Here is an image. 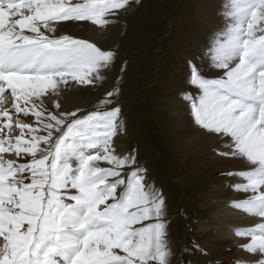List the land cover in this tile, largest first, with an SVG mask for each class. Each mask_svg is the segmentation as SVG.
Wrapping results in <instances>:
<instances>
[{"label": "snow or ice", "instance_id": "snow-or-ice-1", "mask_svg": "<svg viewBox=\"0 0 264 264\" xmlns=\"http://www.w3.org/2000/svg\"><path fill=\"white\" fill-rule=\"evenodd\" d=\"M130 3L0 0V264H169L163 194L134 150L117 152L114 92L90 112L61 104L103 83L116 55L67 23L104 35ZM217 15L180 95L197 133L239 165L222 174L242 180L230 187L244 198L227 206L259 218L231 230L247 255L230 264H264V0H225Z\"/></svg>", "mask_w": 264, "mask_h": 264}, {"label": "rangeland", "instance_id": "rangeland-1", "mask_svg": "<svg viewBox=\"0 0 264 264\" xmlns=\"http://www.w3.org/2000/svg\"><path fill=\"white\" fill-rule=\"evenodd\" d=\"M203 1L219 0H131L130 6L117 10L107 33L90 40L102 50L116 53L104 73L105 81L78 86L76 98L85 100L86 106L81 107L78 100L64 106L65 111L80 107L90 112L96 110L99 100L105 99L106 92H114L113 106H119V120L125 129L115 138L117 152L123 155L134 150L138 167L146 170L148 183L163 194L169 264L218 262L206 249L216 240L218 226L211 222L212 210L205 207V201L207 192L234 181L222 174L224 171L201 172L205 167L202 158L218 155L213 148H204L207 154L202 156L179 158L167 132L170 101L182 102L187 128L197 129L180 94L193 91L187 82L188 61L198 52L196 40L201 36V22L207 17L199 5ZM213 17L221 21L218 15ZM72 36L84 38L77 32ZM5 99L11 101V95ZM5 157L9 158L7 154ZM237 215L240 219L247 217L242 211ZM224 227L229 232L234 229L231 224Z\"/></svg>", "mask_w": 264, "mask_h": 264}, {"label": "bare ground", "instance_id": "bare-ground-1", "mask_svg": "<svg viewBox=\"0 0 264 264\" xmlns=\"http://www.w3.org/2000/svg\"><path fill=\"white\" fill-rule=\"evenodd\" d=\"M224 2L225 0L203 1L201 4H199L201 8L206 12L207 17L205 20H203V22H201V36L196 40V45H198V52L201 50V47H211L210 36L216 29L220 28L222 23V21L215 19L213 16L217 15L218 10L221 8V5ZM64 31L70 35H72L74 32H77L79 35L87 38L88 40H91L92 38L100 39V37L103 36L99 34L98 29H95L90 24L85 28V30L82 31L80 27L76 26V24L69 22L67 23ZM208 60L210 62V56L208 57ZM75 100H78V103L81 104V107L86 106V101L81 100L80 98L77 99L74 93L71 97L65 100H61L63 110L65 105ZM184 108L185 106L182 104V102L179 101H170L167 103V110L170 114L166 125L167 132L170 136H172L177 156L179 158L188 160L191 157H195L197 155H205L206 152L203 153L204 148H213L216 153H218V149L219 151H223V149L216 141L212 140L209 137L199 135L197 133V129L192 130L191 127L187 128L183 116ZM202 161L205 162V167L201 168V172L224 171L225 173L228 170L234 171L239 169L238 164L230 159L221 156L220 154L213 155L210 158H202ZM232 178V180H234L232 184L242 182V180L235 176H233ZM207 197L208 198L207 202L205 201V207L212 210L211 215L213 217L211 222L213 224H216L218 228L215 232L217 233L215 236L216 240L211 242L209 244L210 246L206 247V249L211 253L212 258L218 261L216 264H230L234 257L247 254L237 251V245L242 241L237 238L232 231L229 232L228 228H225L224 226L231 224L234 226V228L250 227L254 226L255 223L258 222L259 218L247 215V217L245 216V219H240L237 215V213L240 211L233 210L231 207L227 206L231 201L244 198V194L233 190L228 184L226 186L218 187L211 192H207ZM209 204H211V206ZM204 229L206 230V228ZM222 230L224 231L221 232ZM232 243L236 245H232ZM229 249H231V251H229Z\"/></svg>", "mask_w": 264, "mask_h": 264}]
</instances>
